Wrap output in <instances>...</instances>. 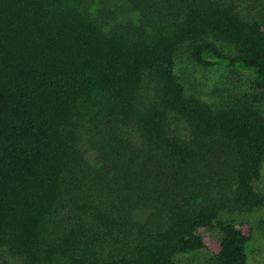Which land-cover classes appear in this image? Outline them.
Wrapping results in <instances>:
<instances>
[{
	"label": "trees",
	"instance_id": "16d2710c",
	"mask_svg": "<svg viewBox=\"0 0 264 264\" xmlns=\"http://www.w3.org/2000/svg\"><path fill=\"white\" fill-rule=\"evenodd\" d=\"M244 3L0 0V251L19 264H178L205 250L208 264H248L244 216L264 206V11ZM182 46L221 69L225 104L188 94Z\"/></svg>",
	"mask_w": 264,
	"mask_h": 264
},
{
	"label": "rangeland",
	"instance_id": "374dc122",
	"mask_svg": "<svg viewBox=\"0 0 264 264\" xmlns=\"http://www.w3.org/2000/svg\"><path fill=\"white\" fill-rule=\"evenodd\" d=\"M115 4L116 8L117 3ZM248 4L255 5V1L245 0L243 8H256V10L258 8L264 11V4L259 7L257 4L255 7H251L250 5L249 7ZM117 8H125V2H119ZM119 12H122L121 9ZM221 47L226 52H231L233 49L231 46L225 43L222 44ZM176 57V73L185 84L188 94L194 95L214 106L226 103L229 95L225 89L219 87V77L221 74V69H219V67L207 68L197 64L191 58L190 52L187 50L186 46L179 48ZM242 77V79L240 78L241 80L238 85L244 91H247V89L251 87L252 77L249 74L246 76L244 74ZM260 109L264 113V104L260 105ZM258 186L264 192V165L262 178ZM146 213L147 212L144 211V209H136L134 213V220L136 222H141L146 217ZM244 219L249 220L257 232L255 235V240L249 248L248 264H264V206L244 216ZM201 232L207 237L211 235V232L205 229H202ZM210 256V252L205 250L199 254L179 255L177 257V261L178 264H208V259ZM0 264H19V260L10 256L5 251H0Z\"/></svg>",
	"mask_w": 264,
	"mask_h": 264
}]
</instances>
